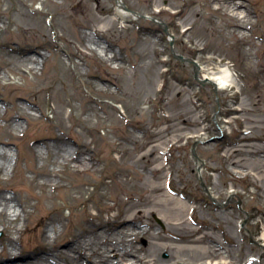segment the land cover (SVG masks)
Segmentation results:
<instances>
[{
    "label": "rangeland",
    "instance_id": "374dc122",
    "mask_svg": "<svg viewBox=\"0 0 264 264\" xmlns=\"http://www.w3.org/2000/svg\"><path fill=\"white\" fill-rule=\"evenodd\" d=\"M124 2L132 11L160 19L169 28L170 35L164 32L162 23L151 19L118 17L116 0H0V15L5 10L10 13L0 26V46L6 56L16 50H33L45 58L42 69L32 73L15 71L5 57L0 60V103L8 109L0 108V140L7 143L0 147L11 152V164L16 166L10 173L0 172V188H6L8 197L19 192L23 199L37 205L33 220L21 235L22 245L18 247L25 257L37 254L42 230L47 228L50 242L66 250L73 242V233L79 231L87 218L115 220L119 212L113 208L117 203L115 197L118 194L125 197L119 184V179L125 178L122 167L127 164L130 169L143 171L149 165L145 167L143 161L134 164L132 159H121L124 154L116 148L119 139H109L105 134L114 128L126 131L137 128L140 140L130 144V151L134 152V147L152 140L150 130L161 122L170 132L183 126L182 130L193 135L172 141L174 146L167 147L161 154L159 162L166 167L164 180L171 175L172 189L193 205L194 219L200 222L197 227L209 224V215L215 211L227 212L230 216L239 214L237 228L244 257L256 250L257 241L264 243L261 225L254 224L258 212L264 209V198L253 202L257 196L253 186L261 191L264 183L253 185L249 180L232 179L221 158L245 126L244 122L252 120L249 116L260 124L251 125L253 135L264 141V127H261L264 114L257 112L263 104L256 102L264 80L252 76L260 53L255 50L253 57L248 53L250 45H258L264 35V25L256 22L260 14L264 15V0H243L256 13L252 15V25L244 30L247 38L237 42L230 34L220 37L218 28L224 29L227 25L210 15L206 5L198 6L194 0ZM30 10L36 11V20L40 18L39 10L46 13L42 31L37 21H14L13 14L20 12L23 19L31 17ZM73 11H79L80 16H72ZM199 14L203 15V21L199 20ZM105 18L108 20L103 21ZM101 26H105V30L96 32ZM100 49L105 55L99 53ZM180 55L195 61L201 70L196 73L193 64L181 61ZM225 65L233 70L239 83L235 104L242 100L247 108L255 109L233 124V133L227 125L228 91L199 81L210 74L211 68ZM63 69L68 72L65 76ZM3 72L7 73L8 80L2 79ZM56 87V92L51 90ZM19 97L23 100L17 99ZM24 99L35 105L33 119L29 123L20 119L23 127L15 130L10 126L9 116L17 117L25 112ZM61 102L68 104L63 110L70 118L66 116L65 121L58 119L55 109ZM198 116L199 123L194 121ZM199 126H203V132L195 137ZM62 132L68 133V142L73 147L78 142L89 143L91 154L96 149L102 163L81 174L54 165L53 156L48 155L44 145L50 137ZM80 132L85 135H79ZM214 138L215 153L211 149ZM40 148L44 150L43 156L37 158L35 153ZM36 165L44 170H61L62 178L55 180L70 188L45 191L33 188L27 178L34 176L32 168ZM143 178L136 184L145 185ZM232 186L235 193L231 192ZM191 215L192 212L190 222ZM58 217L65 223L56 224V234L46 218ZM166 227L157 214L149 216L144 225L153 235H166L163 240L169 245H185L174 238L175 233L170 235ZM0 232L3 233L1 242L6 233ZM230 241L227 238L224 244L231 246ZM156 242L165 243L162 239ZM160 253L165 264H193L184 255L170 256V251ZM256 258L264 260L263 248Z\"/></svg>",
    "mask_w": 264,
    "mask_h": 264
},
{
    "label": "bare ground",
    "instance_id": "6f19581e",
    "mask_svg": "<svg viewBox=\"0 0 264 264\" xmlns=\"http://www.w3.org/2000/svg\"><path fill=\"white\" fill-rule=\"evenodd\" d=\"M123 0L117 2V16L127 19L132 17L133 20L141 19V16L129 13L122 5ZM198 6L206 5L209 14L214 18L221 20L227 26L225 28H218L219 36L224 38V35L230 34L235 42L243 41L247 38L244 31L252 25V15L254 12L251 5L248 6L243 0H194ZM79 7V6H78ZM31 11V10H30ZM79 11H73L72 16L79 17ZM36 11H31V17H24L22 19L21 13L16 12L13 14L14 21L18 23L22 20L23 23H28L31 20L37 21L40 31L44 29V16L45 12L39 10V19H34ZM10 13L5 10L0 15V26L5 24L6 19ZM78 15V16H77ZM113 19V18H112ZM147 19L162 23L160 19L148 15ZM108 19H104L106 21ZM199 20L203 21L204 17L199 14ZM256 22L264 25V15H259ZM6 29V28H5ZM20 31L25 32V30ZM105 26L95 30L103 31ZM262 40L258 45H250L248 53L253 57L256 50L260 53L255 69L252 71L255 78L264 80V35L260 37ZM3 46H0V60L7 59V62L14 66L15 71H23L26 73L35 72L42 69L45 63V58L40 57L35 51L19 52L13 51L12 54L7 55L3 51ZM101 55H105L102 49L98 50ZM253 52V53H251ZM107 56V55H106ZM109 57V56H107ZM63 63V62H62ZM63 75H67L66 70H62ZM2 79L8 80L7 73L3 72ZM236 74L227 65L216 69L211 68L210 74L205 75L201 81L205 83H212L216 88L228 91L227 99L228 106L226 109L227 114H230L227 120L228 129L233 133V124L245 116V114L253 108H247L243 101L240 100L235 104L236 89H239V83L235 79ZM13 83H7V85ZM255 85V83L253 84ZM56 88H51L54 92ZM99 92V91H96ZM260 95L257 96V104H263L261 109L257 112L264 114V83L260 84ZM54 97L56 95L54 94ZM23 100V98H17ZM27 103L25 112L19 114L17 117L14 115L9 116L10 126L15 130H20L23 123L20 119H25L28 123L31 121L32 114H34V103L24 99ZM24 105V104H23ZM60 106L56 107L58 119L65 121L70 116L65 114L64 106L68 104L61 102ZM7 107L0 103V108ZM118 107H120L118 105ZM160 110L162 108L160 107ZM93 115V111H90ZM160 113V118H161ZM36 115V114H35ZM90 115V116H91ZM41 116V115H40ZM67 116V117H66ZM119 118V117H118ZM254 121L244 122L245 126L239 130L236 140L233 141L223 152L221 160L226 165L229 175L232 179L249 180L250 183L263 184L264 183V141L255 138L251 125L258 127L260 125L255 120V117L249 116L248 119ZM120 119V118H119ZM195 122H200V117H196ZM264 127L262 123L261 127ZM183 126L178 129L169 131L165 129L161 122H158L154 129L150 130L151 141L134 147V152L130 151V144H136L140 140L137 128L133 131L121 130L114 128L110 130L109 134H105L109 139H119L116 148L121 151V159H132L134 164H139L143 161L147 167L143 171L137 169H130L127 164L121 169L124 179H119L121 186V193L125 195L122 197L120 194L116 195V205L114 209H118V215L115 220L97 221L93 217L87 218L79 231L73 233L72 243L66 250L60 249L50 242L49 230L45 228L41 233V241L37 244L36 248L40 250L37 254L25 257L22 250L18 245H22L21 235L24 233L33 220L34 213H36L37 205L33 204L30 199L25 200L19 192L12 197L6 195V188H0V230H3L6 235L0 242V264H165L162 259L161 253L163 251H170L172 254H179L186 256L192 261L193 264H264V260L256 258L259 251L263 248L264 243L257 241L255 249L242 257L244 253L243 243L241 242L239 231L237 228L238 220L241 219L239 214L237 216H230L227 212L219 213L215 211L211 216V222L202 227H197L200 224L199 220H195L193 216L194 207L185 198L179 195V192L172 189L171 180H164L165 165L159 162L162 158L161 154L167 150V147L172 148L174 143L172 141L189 139L193 135L182 130ZM196 130L195 137L202 134L203 126H199ZM83 132V131H82ZM79 135H85L84 133ZM199 133V134H198ZM70 137L67 132L54 135L49 138L48 142L44 145L46 152L49 156H53V164L62 166L64 169H70L73 174H81L86 171L96 169L102 163V157L98 152L94 151L91 154L92 147L89 143L84 144L78 142L76 147H73L68 140ZM211 149L215 153L217 151L216 138L212 140ZM0 144H7L5 141L0 140ZM44 150L37 149L35 156L41 158ZM15 162V165L17 164ZM11 152L0 147V172L10 173L16 169L12 166ZM73 163V164H72ZM32 171L34 176L27 178L33 188L40 190L49 189H65L67 187L64 183L56 181L55 178H62L61 170L43 169L40 166H33ZM145 173V174H144ZM144 177L145 185L139 186L136 184L137 180ZM26 180V179H24ZM131 186L133 191H130L127 186ZM257 196L253 202L258 201L264 192V187L261 189L253 186ZM262 187V186H260ZM47 192V191H46ZM231 192L235 193L234 186L231 187ZM40 197L39 195H37ZM260 204V203H259ZM191 222L189 221V214H191ZM259 214L254 219V224H260L262 227L261 239L264 241V209L258 212ZM152 214H157L158 217L167 225V230L170 235H175L176 239L184 242L185 245L172 246L167 244L165 236L160 233L153 235L151 229H144L147 219ZM45 219V218H44ZM47 224L52 225V230L57 234V223L63 224V218H46ZM232 224V226H231ZM230 229V230H229ZM177 230L180 232H177ZM150 231V234H149ZM176 231V232H174ZM19 235V237H15ZM149 235V238H148ZM223 238V240H222ZM227 238L230 239V245H225ZM164 241V244L156 242L157 240ZM156 240V241H155ZM224 241V242H223Z\"/></svg>",
    "mask_w": 264,
    "mask_h": 264
},
{
    "label": "water",
    "instance_id": "95a60500",
    "mask_svg": "<svg viewBox=\"0 0 264 264\" xmlns=\"http://www.w3.org/2000/svg\"><path fill=\"white\" fill-rule=\"evenodd\" d=\"M117 1H119V0H117ZM166 30V32H168V29L166 28L165 29ZM182 60H185V58H183V57H180ZM195 63V62H194ZM196 64V63H195ZM197 65V64H196ZM198 71V70H197ZM3 236V234L0 232V238Z\"/></svg>",
    "mask_w": 264,
    "mask_h": 264
}]
</instances>
